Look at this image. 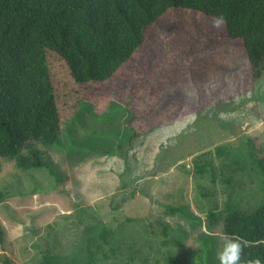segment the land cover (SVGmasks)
Instances as JSON below:
<instances>
[{"label": "rangeland", "instance_id": "obj_1", "mask_svg": "<svg viewBox=\"0 0 264 264\" xmlns=\"http://www.w3.org/2000/svg\"><path fill=\"white\" fill-rule=\"evenodd\" d=\"M80 90L108 110L82 102L41 146L44 166L0 159V264H37L45 247L81 261L103 227L96 264H219L224 206L264 202V74L241 40L169 9L111 79Z\"/></svg>", "mask_w": 264, "mask_h": 264}, {"label": "trees", "instance_id": "obj_2", "mask_svg": "<svg viewBox=\"0 0 264 264\" xmlns=\"http://www.w3.org/2000/svg\"><path fill=\"white\" fill-rule=\"evenodd\" d=\"M169 9L222 13L225 34L241 40L252 78L264 74V0H0V159L44 166L41 146L60 142L63 124L82 102L95 114L106 112L109 98L85 99L81 85L111 79ZM223 212V235L247 241L241 258L264 259V202L251 211L227 203ZM111 232L103 227L87 238L81 261L67 262L45 247L37 264H96V254L107 255ZM4 235L0 221V242Z\"/></svg>", "mask_w": 264, "mask_h": 264}, {"label": "clouds", "instance_id": "obj_3", "mask_svg": "<svg viewBox=\"0 0 264 264\" xmlns=\"http://www.w3.org/2000/svg\"><path fill=\"white\" fill-rule=\"evenodd\" d=\"M210 23L214 28H221L225 24V17L222 13L213 14ZM222 245L216 252L219 264H264V259L256 255L250 259H242V249L247 245V241L236 236L225 234L221 237Z\"/></svg>", "mask_w": 264, "mask_h": 264}]
</instances>
